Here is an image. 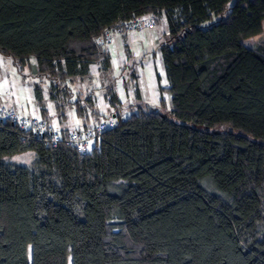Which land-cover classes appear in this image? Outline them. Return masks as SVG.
<instances>
[{"label":"trees","instance_id":"16d2710c","mask_svg":"<svg viewBox=\"0 0 264 264\" xmlns=\"http://www.w3.org/2000/svg\"><path fill=\"white\" fill-rule=\"evenodd\" d=\"M229 1L0 0V55L48 80L60 112L68 83L107 69L102 30L165 8L172 114L232 128L139 107L80 154L71 129L44 143L43 114L44 132L0 116V264H264V39L242 42L261 31L264 0L212 21ZM27 152L30 166L11 160Z\"/></svg>","mask_w":264,"mask_h":264},{"label":"crops","instance_id":"0c3cea01","mask_svg":"<svg viewBox=\"0 0 264 264\" xmlns=\"http://www.w3.org/2000/svg\"><path fill=\"white\" fill-rule=\"evenodd\" d=\"M144 30H147V28L139 30L137 33L124 31L121 34L116 35L113 43L108 48H103L108 58L107 69L102 70L100 62H95L90 65L89 78L82 80L74 79V81L67 84L70 89V97L68 98V103H65V108H63L62 112L58 111L54 105L57 112L56 119H54L53 114L49 109L45 110L44 108H40V114L45 115L49 119L51 125L59 129L61 124L68 117L66 109L68 107L72 109L74 108L75 123L76 121H79V124H76L73 128L64 127L60 129H82L85 126H88L89 119L91 118V112L93 110H98V112H95L100 114V118L97 120V123L102 122L100 121V119H103L102 117L107 118L106 114L101 115V111H99L96 107V100H94V97H98L100 103V99L105 97V102L112 106V108H110L113 112L111 118H107L109 119L107 123H109L110 126H114L119 119H124L131 113L137 112L139 107H144L150 110V103L164 100V90H167L168 99L170 100L171 95L168 92V85L164 86L162 84V76L159 74V62L161 67H164L163 70L165 71V65L162 61L160 51L158 50L160 60L156 59L158 57L154 59L149 51L152 49L150 46H152L154 42L158 43V48L160 47V43L163 38H159L162 37V34H147ZM137 53H139V55H137ZM153 60H155V63ZM30 63L33 67L35 61H30ZM144 64H146V66H150L154 71L156 77L154 84L149 83L144 79V74L146 72V70L143 72ZM12 65L13 68L18 71V68L14 66L13 63ZM92 65H97L95 72L92 71ZM0 68H3V66ZM124 70L127 72L123 73L125 72ZM0 78V103L2 104V101L9 103L8 97L12 95L13 92L5 85L7 77H2L0 75ZM108 86L112 88V92L116 96L115 104H111L105 94V90ZM76 97L80 98L81 106L84 104L82 114H78L76 111V106L74 104V102L77 101ZM90 103H93V108L89 106ZM17 105L19 106V104ZM42 110H44V112H42ZM154 111L158 110L155 109ZM21 113H23V111Z\"/></svg>","mask_w":264,"mask_h":264},{"label":"rangeland","instance_id":"374dc122","mask_svg":"<svg viewBox=\"0 0 264 264\" xmlns=\"http://www.w3.org/2000/svg\"><path fill=\"white\" fill-rule=\"evenodd\" d=\"M237 0H230L228 2V4L226 5L224 11L217 15L214 16L212 18V21H216L221 17H226L228 15V12L231 8V6L236 2ZM209 22H205L204 25H207ZM164 24L162 23L159 15L156 16V20H155V26L152 29H147L144 30V32H146L147 34L149 33H157V34H162V37H160L159 39L163 38L164 34ZM142 30V29H139ZM137 31H133V32H138ZM264 39V20L262 23V29L261 31L256 34L253 35L251 37H248L246 39H244L242 42L246 47H250L253 48L255 47L261 40ZM150 53L152 55V57L157 60H160L159 58V53H158V43L154 42L152 46H150ZM30 61H34V59L32 58ZM145 62V61H144ZM153 62L155 63V60H153ZM159 64V74L162 76L161 78V82L162 84L168 85V81L166 78V74L165 71L163 70L164 67H161L160 62ZM3 66V68H0V75L6 76L7 79L5 82H7L5 85L8 89H10L13 94L10 95L8 98L9 103L2 101V104L4 106H14V108L16 109V111L18 112V114L20 115H24V116H30V115H39L40 108H44L45 110L49 109L51 110L52 114L55 113V115H53L54 119H56L57 117V112L54 108V103H52V101L49 98V94H48V80L43 79V78H38L37 76H35L30 69H28L27 67H24L23 69L17 71V69L13 68L12 65V61L7 58L4 57L2 55H0V67ZM97 69V65L93 66L92 65V71L95 72ZM146 70L145 74H144V79L149 82L154 84L156 81V77L154 74V71L152 70V68L150 66H146V64H144V69L143 72ZM125 71V70H124ZM148 71V72H147ZM127 71L123 72L126 73ZM1 81V78H0ZM38 83L41 88H42V102L38 103L37 100L34 97V84ZM167 90H164L163 93V99L162 101H156L154 103H150L149 109L150 110H158V112H160L161 114H163L164 116H166L167 118L173 120L174 122L177 123H185L189 126H195V127H200V128H206L210 131H232V128L225 125V124H221L215 127H204L202 125H196L191 121H182L180 119H178L177 117H175L172 112H171V103L170 100L168 99V93L166 92ZM77 98V97H76ZM105 97L100 99V103H99V98L98 97H94V100H96V107L99 109V111H101V115L106 114L107 118H111L112 116V106H110L111 108H107L108 111L106 113L102 112V107H105ZM77 100H80L79 98H77ZM30 101V102H29ZM19 104V106L17 105ZM49 105H52L51 108H49ZM29 108V109H28ZM21 109V110H19ZM27 109V110H26ZM114 109V108H113ZM23 111V113L21 112ZM26 111V112H25ZM65 111V110H64ZM98 112V110H94L91 112V118L89 119V124L88 126L94 125L95 123H97L100 118V114L96 113ZM66 114L68 115L67 119L61 124L60 128H73L77 123H75V109L68 107L66 109ZM129 114V113H128ZM107 118H103L100 119V121H105L108 122L109 119ZM43 119V117H42ZM96 121V122H95ZM95 122V123H94ZM109 124V123H108ZM110 126V124H109ZM54 131H58L59 129H57V127H53ZM31 159H32V153L27 152V153H23L20 155H15L11 158V160L16 163V164H20V165H24V166H30L31 164Z\"/></svg>","mask_w":264,"mask_h":264},{"label":"built area","instance_id":"2783aa9c","mask_svg":"<svg viewBox=\"0 0 264 264\" xmlns=\"http://www.w3.org/2000/svg\"><path fill=\"white\" fill-rule=\"evenodd\" d=\"M159 15L162 23L164 24V34L169 33V17L165 8L140 14L128 20L118 21L110 27L101 31L98 43L103 48H108L116 35L124 31L133 32L139 29H152L155 26L156 16ZM110 104L105 102V107H102V112L106 113ZM0 116L10 119L20 129H33L38 132L46 131V123L39 115L24 116L18 114L14 106H4L0 103ZM109 127L105 121L95 124L89 128L71 130L64 138L65 142L74 146L78 153H90L95 146L98 145L102 132ZM63 140L62 135L57 131H50L47 136L43 138L45 144L55 145Z\"/></svg>","mask_w":264,"mask_h":264},{"label":"snow or ice","instance_id":"6c2138e0","mask_svg":"<svg viewBox=\"0 0 264 264\" xmlns=\"http://www.w3.org/2000/svg\"><path fill=\"white\" fill-rule=\"evenodd\" d=\"M137 55H139V53H137ZM114 63H115V61H114ZM7 82H5V84H6ZM30 102V101H29ZM52 107V105H49V108H51ZM53 115H55V113H53ZM55 123V122H54ZM76 123L77 124H79V121H76Z\"/></svg>","mask_w":264,"mask_h":264}]
</instances>
